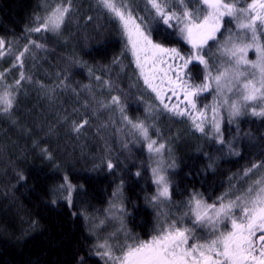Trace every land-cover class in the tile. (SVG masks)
I'll return each mask as SVG.
<instances>
[{"label": "trees", "instance_id": "trees-1", "mask_svg": "<svg viewBox=\"0 0 264 264\" xmlns=\"http://www.w3.org/2000/svg\"><path fill=\"white\" fill-rule=\"evenodd\" d=\"M50 3L0 0V96L7 91L13 101L7 112L0 104V264H105L91 227L116 196L124 203L130 238L146 241L157 233L162 214L152 199V153L124 116L143 121L149 137L165 145L171 200L164 219L184 217L183 223L192 226V218L183 214L194 194L219 206L247 190L249 179L264 169V116L243 114L230 122L223 113L216 134L211 89L197 98L198 110L208 106L205 131H197L187 116L165 110L144 83L119 22L98 0H71L59 31L41 27ZM128 3L135 15L147 17L146 0ZM248 3L240 0L239 6ZM58 4L68 6V0ZM188 7L203 10L196 0ZM232 21L224 20L216 40L204 49L210 64L218 61L210 52L234 29ZM36 27L41 31H31ZM152 35L182 54L191 52L175 30ZM259 42L264 44V35ZM186 71L196 84L203 82V65L194 62ZM153 83L166 90L158 79ZM113 96L119 105L111 102ZM163 99L186 107L182 94L178 99L167 92ZM66 177L73 186L71 204L60 189ZM207 231L197 228V236L207 238Z\"/></svg>", "mask_w": 264, "mask_h": 264}, {"label": "snow or ice", "instance_id": "snow-or-ice-1", "mask_svg": "<svg viewBox=\"0 0 264 264\" xmlns=\"http://www.w3.org/2000/svg\"><path fill=\"white\" fill-rule=\"evenodd\" d=\"M190 2L191 0H146L145 17L135 15L128 0H98L100 6L107 9L112 18L119 22L127 41L126 48L134 56L144 83L156 93L165 110L174 116H187L191 119L193 127L203 133L208 106L198 110L196 101L203 92L213 89L214 86L218 103L211 106V111L212 126L217 134H220L217 113L222 105L228 107L230 116L241 115L242 109L246 107H252L253 115L264 116V108L257 112L254 106L256 102L264 103V44L259 42V35H264V0H251L246 8L239 6L240 0H196L197 4L203 6V10L189 9ZM70 5L71 0H68V6L57 5L53 8L42 21L41 27L44 30L59 31L70 11ZM224 17L239 21L238 28L243 30L245 37L250 34L251 42H236L230 35L229 40L218 49L221 56L227 59L223 63L210 64L204 49L208 41L216 40ZM41 27L31 31L40 32ZM162 30H175L191 46V52L185 55L176 47H168L165 43L154 40L153 32L160 33ZM239 39L238 34L237 40ZM3 44L4 41L0 40V46ZM36 47L42 45L37 44ZM253 48L257 59L250 61L247 59V53ZM194 62L204 67L205 75L200 84H196L190 71H186ZM147 66L150 68L146 74ZM249 68L252 69L251 72L248 71ZM23 78L21 74V79ZM157 79L160 85H167L166 90L153 83ZM167 92L178 99L182 94L186 107L165 103L163 94ZM228 93L236 98L233 99ZM111 102L117 105L120 103L119 98L115 96ZM12 103L11 93L6 91L0 96L4 112L12 107ZM101 106L107 107L104 104ZM120 111L124 112L123 107ZM193 112L196 114L193 115ZM123 119L148 141L147 148L150 153H163L165 145H157V141L149 137L148 127L143 121L134 122L127 116ZM81 127L83 124L77 125L74 130L79 131ZM220 142L223 143L222 140ZM48 158L51 159L50 156ZM174 166V162L169 165ZM107 167L111 170L114 165L109 161ZM255 167L257 166L253 165V168ZM152 171L154 183L157 185V195L152 198L153 201L159 204L170 201L167 177L161 174L159 167L153 168ZM65 181L60 189L68 192L65 199L71 204L73 186L67 183V177ZM197 196L198 194L192 196L188 202V212L183 214L191 215L192 227H184L183 218L169 222L165 216L164 223L150 240L131 238L132 243L125 242L119 246L120 255H114L113 246L105 241L97 247L106 250L98 254L108 258L105 264H108V261H112V264H264V178L256 180L242 195L236 196L226 204L221 202L218 207L204 203ZM220 199L223 200V197ZM235 209L239 210L238 216ZM118 211L123 213V208ZM225 220L230 222V229L225 224V230H219L218 226ZM197 228H209L207 238L198 237Z\"/></svg>", "mask_w": 264, "mask_h": 264}, {"label": "rangeland", "instance_id": "rangeland-1", "mask_svg": "<svg viewBox=\"0 0 264 264\" xmlns=\"http://www.w3.org/2000/svg\"><path fill=\"white\" fill-rule=\"evenodd\" d=\"M51 3L48 13L46 14V17L50 14V12L52 11L53 8H55L58 4V0H49ZM56 1V2H55ZM227 18L229 17H224V19L221 22V26L222 23L224 22V20H227ZM231 19V18H230ZM238 23L239 21H237L236 19H233V21L231 22V27L233 28V24H234V29L231 30V32L228 34V36H226L219 44V47L216 49V51L214 52H210V54L214 53L215 56H217L218 59V63H223L227 58L221 56L220 51H218V49L221 48V46L229 40V36L231 35L233 41L236 42H243V43H250V34L248 37H245L243 34V30L238 28ZM221 29V28H220ZM218 34V33H217ZM216 34V36H217ZM239 34V40H237V35ZM210 41H214V40H210ZM208 41V43L210 42ZM208 44L205 46V48H207ZM216 52L218 54H216ZM0 55H2V52H0ZM211 59V58H209ZM247 59L250 61H255L257 59V54L255 52V49H249L248 53H247ZM227 66V65H225ZM249 72L252 71L251 68L248 69ZM257 78H258V74H257ZM214 89V86H213ZM229 96H231L233 99H235V96H232L231 93H228ZM218 103V100L215 99V104ZM256 107V111L259 112L261 110V108H264V103L261 102H256L255 105ZM223 110L220 114L217 113V120L219 122V125L221 126V121H222V114L225 113L226 118L229 119V121H236L240 116L243 115L244 112L249 113L250 115L252 114V107H246L244 109H242V114L239 116H230L229 114V109L226 105H222L220 110ZM219 112V111H218ZM221 116L220 119H218V116ZM253 116H259V115H253ZM215 132V129H214ZM216 133V132H215ZM217 134V133H216ZM152 162H153V168H157L159 167L162 170V173L164 175V166H163V158H162V154H156V153H152ZM153 170V169H152ZM262 172V173H260ZM259 173L260 174H255L254 176H252L249 181L247 182V189L252 186L254 184V182L256 180H259L261 178H264V169L261 170ZM154 178V175H153ZM156 185V184H155ZM156 195H157V185H156ZM226 204V203H225ZM113 205H115L116 207L114 208ZM113 205L111 207H109L103 214L102 216L97 218V222L94 224L95 226L91 227V231L94 232L95 234V238H96V242L98 245L100 244H104L105 241L108 242V244L113 246L114 249V255H120V251H119V246L123 245L125 242L127 243H132L133 240L127 235V228L125 226V213H121L118 211L119 208H123V204H122V200H117L113 203ZM157 214L161 215V214H167L166 213V209L168 208L169 205V201H165L163 204H159V202H157ZM218 207V206H217ZM189 216L191 217V215L189 214ZM160 219H158V229L160 228V226L164 223V217L161 215L159 216ZM184 219V217H181ZM192 218V217H191ZM169 222L171 220H173L171 217L168 216L167 219ZM103 221V223H101ZM227 225L228 228L231 227L230 222L225 220L223 224L219 225L218 228L219 230H225L224 229V225ZM184 227H190L189 224H185L183 223ZM208 231H210L209 228H207ZM151 239V237H150ZM148 241V240H147ZM102 251L101 253H103L106 249L101 248ZM105 261L108 260L107 257H104ZM108 264H112V261H108Z\"/></svg>", "mask_w": 264, "mask_h": 264}, {"label": "bare ground", "instance_id": "bare-ground-1", "mask_svg": "<svg viewBox=\"0 0 264 264\" xmlns=\"http://www.w3.org/2000/svg\"><path fill=\"white\" fill-rule=\"evenodd\" d=\"M243 114H244V115H245V114L250 115L249 113H246V112H244ZM247 115H246V116H247Z\"/></svg>", "mask_w": 264, "mask_h": 264}]
</instances>
